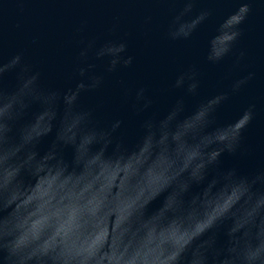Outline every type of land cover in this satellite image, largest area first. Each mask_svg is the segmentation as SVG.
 <instances>
[{"label":"clouds","instance_id":"9594fccd","mask_svg":"<svg viewBox=\"0 0 264 264\" xmlns=\"http://www.w3.org/2000/svg\"><path fill=\"white\" fill-rule=\"evenodd\" d=\"M181 2L167 28L172 40L189 39L212 14L185 19L199 0ZM254 2L239 0L219 22L206 61L232 51ZM93 43L79 52L74 86L45 84L22 53L0 55V264H264V163L243 164L253 154L244 133L255 105L227 121L217 117L254 73L235 80L231 93L189 104L199 97L190 67L172 85L182 94L165 108L140 87L129 104L130 134L124 119H102L83 94L104 81L86 62L90 54L107 60V72L133 57L123 40Z\"/></svg>","mask_w":264,"mask_h":264},{"label":"water","instance_id":"95a60500","mask_svg":"<svg viewBox=\"0 0 264 264\" xmlns=\"http://www.w3.org/2000/svg\"><path fill=\"white\" fill-rule=\"evenodd\" d=\"M239 0H199L191 19L199 11L210 9L211 16L187 40H172L167 36L168 24L182 8L181 0H0V55L4 59L22 53L35 70L41 72L45 84L54 87L74 86L79 77L76 67L81 63L79 52L90 41L93 48L108 40H123L125 55H131L130 66H118L107 72L106 59L91 54L87 63L95 64L93 71L104 76L102 86L83 94L85 104L96 106L104 118L124 119L131 134L135 118L128 113L135 91L143 87L154 101V107L170 105L182 90L172 87L176 77L190 67L198 73L199 97L220 91L231 93L232 83L254 73L240 91L230 94L218 110L220 121L234 118L249 104L255 105L253 121L246 129L245 142L252 156L243 162L246 167L264 163V0H255L252 13L245 24L242 37L232 51L216 64L205 59L207 41L215 34L219 22L234 11ZM244 55L237 63V57ZM9 74L5 84H14ZM127 100L125 99V90ZM52 137L38 145L43 153ZM71 150H65L70 159ZM225 165L232 158L225 156ZM162 198L154 200L149 210H155Z\"/></svg>","mask_w":264,"mask_h":264}]
</instances>
